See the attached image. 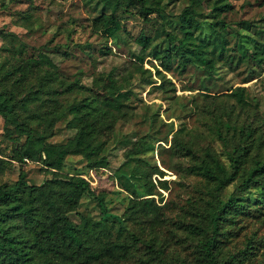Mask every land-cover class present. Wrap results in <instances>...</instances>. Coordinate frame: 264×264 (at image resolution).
Listing matches in <instances>:
<instances>
[{
	"label": "rangeland",
	"instance_id": "1",
	"mask_svg": "<svg viewBox=\"0 0 264 264\" xmlns=\"http://www.w3.org/2000/svg\"><path fill=\"white\" fill-rule=\"evenodd\" d=\"M145 2L159 3L162 10L144 15L135 1L116 6L121 28L107 36L97 16L114 10V0H0V77L17 60L31 63L44 53L54 63L49 69L58 80L74 85L73 91L60 92L63 86L56 79L51 85L57 92L51 95L38 82L47 65L25 66L15 76L26 73L17 96L27 98L14 103L7 86L0 83V107L20 106L36 134L65 144L77 131L70 126L75 101L93 94L115 101V105L100 103L95 110L96 138L103 146L99 154L107 160L104 166H88L83 154L71 151L60 169L41 160H20L24 135L11 131L8 136L0 116V183L15 181L19 171L25 172L28 183L37 185L53 177L77 175L101 194L109 219L118 221H108L111 232L97 245L123 241L130 252L87 264H204L199 240L213 199V182L194 167L206 150L228 163L230 145L226 147L221 137L236 139L238 131L227 127L226 120L250 125L252 135L264 137V61L250 57L253 44L264 41V0H199L192 5L201 24L194 32L198 39L208 42L212 31L225 39L220 56L209 52L212 68L196 60L181 68L173 55L168 61L154 58L153 53L168 47L166 32L178 30L176 15L189 0ZM219 2L229 3L230 8L219 12L225 26L212 28L211 6ZM139 35L148 38L143 50L136 40ZM12 83L10 78L8 85ZM48 117L53 119L51 125ZM140 139L150 140L154 149L134 152ZM258 154H264V141L249 156ZM237 183L235 177L221 188L220 197L235 191ZM249 189L250 196L261 191L253 185ZM142 198H149L151 206L143 211L133 208L136 215L128 218L132 205ZM66 213L77 223L82 215L100 219L99 206L87 194ZM219 225L221 258L235 255L241 264H264L263 213L237 214L232 220L220 219ZM147 242L161 255H151Z\"/></svg>",
	"mask_w": 264,
	"mask_h": 264
},
{
	"label": "trees",
	"instance_id": "2",
	"mask_svg": "<svg viewBox=\"0 0 264 264\" xmlns=\"http://www.w3.org/2000/svg\"><path fill=\"white\" fill-rule=\"evenodd\" d=\"M114 10L101 12L97 20L103 27V32L110 36L121 28L120 19L115 14V7L130 2H137L142 14L159 13L162 7L159 3L154 5L146 4L145 0H114ZM199 0H189V4L182 8L176 15L178 30L170 29L166 32L169 40L167 48L160 53H153V57L158 60L170 59L173 55L181 68L187 62L194 60L208 68L213 67V59L209 52H217L220 56L224 51L225 39L215 32L209 35L208 42L198 39L194 33L201 27L200 21L192 11V5ZM230 4L219 2L213 4L211 10L214 12L215 20L209 24L224 27L223 19L219 18V12L228 10ZM141 49H145L148 38L139 35L136 38ZM211 44V48L207 47ZM257 62L264 61V41L253 44L250 53ZM142 59V56H139ZM47 65L44 74L38 81L40 87L51 95L56 94V87L51 82L57 79L62 84L60 92H71L74 90L73 83L58 80L53 71L52 60L44 53L40 54L37 61L21 62L16 61L12 69H6L0 77L3 83L13 95L14 103L24 101L27 97H18V88L26 78V73L15 76V71L31 69L33 65ZM12 78V84L8 85V80ZM97 88L99 93L103 87ZM15 82V83H14ZM100 89V90H99ZM239 89V88H238ZM240 96V92H238ZM240 98V97H239ZM241 100V99H240ZM101 104L115 105L112 98L100 97L97 94L86 96L75 101V109L72 112V123L70 126L76 127L75 135L68 139L65 144H54L45 139V134H36L34 127L29 123L28 118L23 113V108L18 105H11L9 108L0 107V116L4 120V130L10 136L11 131L24 135V141L19 153V159L28 158L41 160L45 166L60 169L64 156L68 152H78L84 155L88 166H104L106 155L99 154L103 149L102 141L97 140L95 131L96 108ZM57 116H61L59 113ZM48 125L53 119L45 118ZM225 125L231 126L233 132L238 131V138L226 140L221 137L226 148L228 163L222 162L214 153L206 150L204 157L194 167L197 173L213 182L212 198L206 210V227L201 226L202 236L199 240V252L204 264H241V260L235 255L220 257L217 245V235L220 234V219L235 218L237 214H264V154L249 156L255 147H260L264 137L252 135L250 125L241 124L239 126L230 124L226 120ZM219 136H221L219 132ZM189 151L188 147H184ZM154 146L150 140L140 139L134 146V152H145L153 150ZM238 178L237 189L229 193L225 198L220 197L221 188L225 187L232 179ZM259 187L258 194L250 196V186ZM148 190H151L150 188ZM151 193V192H149ZM82 194L89 195L94 199L100 208V219H93L82 215L80 221L74 222L67 215L66 211L73 208ZM139 200V199H138ZM151 206L149 198H142L132 205V212H128V218H133L136 213L133 208L142 210ZM118 221L109 219L101 194H96L88 185L87 181L77 175L67 177H53L47 179L43 184L28 183L25 172L19 171L15 181L0 183V264H87L88 262L100 260L103 256H111L116 253L120 257H125L130 252V245L123 241H108L101 243L102 238L109 235L112 225L108 224ZM134 234H132L133 236ZM135 237V236H134ZM148 252L161 255L158 249H154L151 242L145 243ZM250 247V245H246ZM240 253L243 258L246 250ZM239 260V261H238ZM147 262V261H145Z\"/></svg>",
	"mask_w": 264,
	"mask_h": 264
}]
</instances>
